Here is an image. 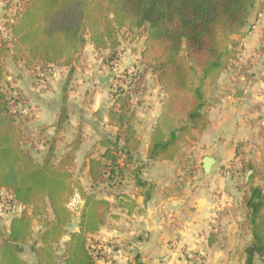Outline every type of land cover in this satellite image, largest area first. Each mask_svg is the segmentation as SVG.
I'll list each match as a JSON object with an SVG mask.
<instances>
[{
  "label": "trees",
  "instance_id": "1",
  "mask_svg": "<svg viewBox=\"0 0 264 264\" xmlns=\"http://www.w3.org/2000/svg\"><path fill=\"white\" fill-rule=\"evenodd\" d=\"M21 10L4 23L7 39L0 38V190L12 195L22 206L12 216L9 232L0 231V264H28L18 257L31 237L33 217L43 218L40 245L30 250L39 264H95L88 244L89 234L104 223L111 202L84 191L70 171L73 150L53 162V145L38 162L24 145L25 132L3 87L4 60L10 56L26 69L45 70L51 65L72 67L90 42L98 51L107 50V62L117 57L121 40L144 36L140 56L143 69L137 87L150 70L163 91L160 114L153 126L147 158L173 159L182 146L197 142L208 125L205 100L208 89L236 58L238 39L249 22L256 0H20ZM108 111L117 125L113 139L101 140L100 157L86 153L85 165L92 185L114 181L121 172L120 155L129 163L131 152L140 147L133 127L130 96L114 92ZM66 118L61 110L57 127ZM119 141L122 146H119ZM132 170L136 186L150 196L152 185ZM262 184L250 186L242 197L250 240L244 246L242 264H264V165L256 171ZM77 190L84 200L77 229L67 230L72 214L65 205ZM122 194L128 211L133 204ZM47 207L50 209L48 217ZM64 235L61 256L57 244Z\"/></svg>",
  "mask_w": 264,
  "mask_h": 264
},
{
  "label": "crops",
  "instance_id": "2",
  "mask_svg": "<svg viewBox=\"0 0 264 264\" xmlns=\"http://www.w3.org/2000/svg\"><path fill=\"white\" fill-rule=\"evenodd\" d=\"M12 1L15 8L8 18L6 15L12 8L0 0V16L3 15L1 21L4 23L11 21L14 14L21 10V1ZM257 1L254 9L263 13L261 21L264 24V0ZM259 24L255 22L247 35L244 32L248 24L241 34L233 35L236 39L242 35L245 36L242 40L247 38L241 55L246 59L250 57V64L253 65L259 64L256 58H252V51L258 45L256 27ZM3 28L7 34V29ZM144 40V36L121 40L117 52L121 58L120 70L126 66L133 67L137 58L138 67H142L140 56ZM139 45L136 56L134 48ZM236 50L241 51L237 47ZM107 53V50H96L87 42L72 67L51 65L43 71L38 68L26 69L10 56L4 60V89L25 132V147L41 162L49 146L53 145L52 160L57 162L73 149V142L78 137L79 145L73 150L70 171L73 178L75 173L84 174L89 186L92 183L85 165L86 153L100 157L104 151L101 140L113 139L117 132V125L108 117L114 102V83L112 61L107 62L105 59ZM236 58L207 91L204 108L208 125L200 139L182 146L173 159L147 158L150 133L161 110L163 91L160 85V97L153 110L145 107L143 114L138 106L131 108L134 113L133 127L140 139V147L136 152H131L129 163L124 164L126 155H120L118 163L122 170L114 174V181H118V184L128 181L126 184L130 185L129 189L121 184L115 191L96 195L110 201L111 207L99 230L87 238L91 249L102 247L104 250L103 257L97 259L95 264H105L107 257L120 264L243 263V248L250 240V233L242 197L250 186L262 184L259 175L257 184H249L248 179L255 176V161L260 154L264 155V71L251 76L247 63L244 72L248 75L239 74L233 67L238 63L239 58ZM148 71L144 73L138 92L145 91ZM150 74L154 77L151 71ZM107 75H110L108 81L99 82V78ZM61 110L65 111L66 118L57 127ZM119 146H122L121 141ZM256 147L259 151H254ZM204 156H211L215 160L207 174L202 167ZM230 164L237 169L234 175L233 172L230 174L225 171ZM133 169L139 179L152 185L147 199L146 189L134 183ZM242 171L246 190L237 187V175ZM107 176L108 173L98 184L109 188L114 181L110 183L105 180ZM87 193L95 194L91 191ZM122 194L129 197L128 201L133 204L129 211L120 201ZM80 199L83 202L82 210L84 200L81 196ZM65 205L69 209L66 199ZM47 211L50 217L48 207ZM241 213L243 221L246 219L247 241L244 244L240 243L245 237L240 227V224L242 228L245 227V223L240 222ZM45 216L33 217L31 237L18 253V257L28 264H39L30 246L33 242L36 246L40 245L39 234ZM11 218V215L7 216L4 227H0L4 236L9 232ZM67 240L68 236L64 235L57 248L62 243L64 251ZM189 251L195 252L200 257L199 261L189 260L186 254ZM62 253L57 251L59 256ZM237 258H241L240 263L235 261Z\"/></svg>",
  "mask_w": 264,
  "mask_h": 264
},
{
  "label": "rangeland",
  "instance_id": "3",
  "mask_svg": "<svg viewBox=\"0 0 264 264\" xmlns=\"http://www.w3.org/2000/svg\"><path fill=\"white\" fill-rule=\"evenodd\" d=\"M4 2V4L6 5H9L11 8H12V11H9V14H7L6 16L8 18H10V14L13 13V10L15 8V3L12 1V0H2ZM255 3H258V1L256 0ZM6 7V6H4ZM252 14H251V17L249 18V23H248V26H247V29H245V32L246 35L249 33V31H252V27H253V24L255 22L257 23H260L256 28H257V40H258V45L253 49V53L254 55H252V58H256L259 62V64H250L251 62V58L250 57H247V59L245 57H243L241 55V53H243V48L245 49L244 47V44H246L247 42V38H245L244 40H242L243 35L240 39H238V46L237 48L240 49L241 51L237 50V58H239L238 63L233 66L234 69H236V72H238L239 74H244V75H248V73H245L244 72V67L246 66L247 63H249V70H251L252 74L251 76H255L261 72L264 71V24L262 23L261 19H262V15L263 13L262 12H258L257 10L254 9V7L252 8ZM3 18V15L0 16V38L2 39H9L6 34V31L5 29L3 28L4 26V21H1ZM3 23V24H2ZM140 48V45L138 47H135L134 50H135V55L137 56L138 55V50ZM137 52V54H136ZM137 58V57H136ZM136 61L134 62V65L133 67H129V66H126L125 68L121 69L122 70V77L119 78V81L118 82H115L114 84V88H113V93L118 91L119 93H126V91L128 92V82H130V78H131V74L130 72H134L136 77L138 76L139 72L142 71L143 67L139 66L138 67V63H137V59H135ZM247 60V61H246ZM241 65V68L239 69L238 66ZM246 68V67H245ZM132 69V70H131ZM248 69V67H247ZM129 70H131L129 72ZM111 71H112V68H111ZM129 72V73H128ZM5 82H3V87H5ZM119 86V87H117ZM117 87V88H116ZM137 85H134L131 86L132 90H133V100L131 101V108H136L138 106V109H140V112H143V114H145V107H150L151 110H153L156 102L158 103V98L160 97V89L158 88V83L156 82V79L155 77H153L151 74H150V71H148L147 73V76H146V80H145V86H144V92H138V89H136ZM116 89V91H115ZM137 91V92H136ZM115 94V93H114ZM257 148V147H256ZM259 151V149H255L254 148V151ZM255 165H256V169L259 170L261 169V167H263L264 165V155H261L260 154V157H258V159L255 161ZM234 165L230 164L228 166V168H225V171H227L228 173L231 174V172H233V175H234V172L237 170L233 167ZM258 175L259 174H255V176L252 177V179H248V183L249 184H257L259 183V179H258ZM244 173L243 171L241 172L240 175H237V187L239 189H245L247 188V186H244ZM75 180L79 181L80 184H82V186L86 189L87 192H95V195L97 196H101V195H105L108 191L111 192L112 191H115L116 189L119 188V186L121 184L123 185H126V188L129 189V184H126L128 183V181H125L124 180V183H119L118 184V181H114V183L110 186L109 185V188L105 186H103L102 184H95V185H92V186H89V182L88 180L86 179V177L84 176V174H80V173H75ZM113 182V181H112ZM108 184V183H107ZM122 185V186H123ZM111 188V189H110ZM66 204L67 206L69 207V209L71 210L72 212V218L73 217H76L77 218V222H78V218H79V214H80V211H81V207H82V200L80 199V196L78 195V192H75V194H72L71 196H68L66 198ZM242 212V210L240 211ZM7 216H10V215H3L2 217H0V227H4V222L5 220L7 219ZM242 221L240 222H246V219L245 221H243V216H242V213H241V219ZM40 221H38L39 223ZM240 227H241V232L244 230V235L245 237L241 239L240 243L244 244L246 243L247 241V237H246V223H245V227L242 228V224H240ZM57 251L59 254L62 253L63 251V246H62V243L59 244L58 248H57ZM240 260L241 258H237L235 261L240 263Z\"/></svg>",
  "mask_w": 264,
  "mask_h": 264
},
{
  "label": "built area",
  "instance_id": "4",
  "mask_svg": "<svg viewBox=\"0 0 264 264\" xmlns=\"http://www.w3.org/2000/svg\"><path fill=\"white\" fill-rule=\"evenodd\" d=\"M111 68H112V74H113V83L115 84V82H118L119 78L122 77L121 75L122 70H120L121 68L120 56L117 55V57L112 61ZM131 70H129V72ZM130 74H131V78H130V82H128V85H129L128 92L126 91V93L129 94L130 100L132 101L133 100V97H132L133 90L131 86H133L134 83L136 84L138 76L136 77L134 72H130ZM113 99H114V96H113ZM21 210H22V206L13 200V197L11 194H9L8 192L4 190H0V217L3 216L4 214H8L11 216L18 215L21 212ZM103 254H104V250L102 249V247H98L96 249L92 248V255L95 261L99 258H102ZM186 254H187L188 259L193 262H197L200 259V257L195 252L189 251ZM105 264H120V263H116L110 257H107V262Z\"/></svg>",
  "mask_w": 264,
  "mask_h": 264
},
{
  "label": "water",
  "instance_id": "5",
  "mask_svg": "<svg viewBox=\"0 0 264 264\" xmlns=\"http://www.w3.org/2000/svg\"><path fill=\"white\" fill-rule=\"evenodd\" d=\"M234 36H236V35H234ZM109 79H110V75H107V76H105L103 78H99V82L102 83V82L108 81ZM214 161H215L214 158L211 157V156H204L203 157V159H202V167H203L204 173L207 174L210 171V168H211L212 164L214 163ZM76 227H77V218L74 217L72 219L71 224L67 226V229L72 232V231H74L76 229Z\"/></svg>",
  "mask_w": 264,
  "mask_h": 264
}]
</instances>
